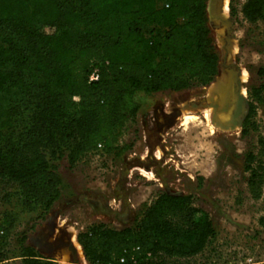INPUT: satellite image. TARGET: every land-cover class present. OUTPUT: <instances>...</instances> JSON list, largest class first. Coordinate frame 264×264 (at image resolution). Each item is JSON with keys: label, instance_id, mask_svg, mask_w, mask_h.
Here are the masks:
<instances>
[{"label": "trees", "instance_id": "obj_1", "mask_svg": "<svg viewBox=\"0 0 264 264\" xmlns=\"http://www.w3.org/2000/svg\"><path fill=\"white\" fill-rule=\"evenodd\" d=\"M207 1L0 0V179L18 187L22 207L45 214L58 200L61 180L48 159L67 152L73 165L84 154L117 148L138 112L135 95L213 82L218 54ZM240 12L264 25V0H246ZM94 71L98 79L90 82ZM248 170L254 187L260 176ZM8 226L6 218L0 242ZM214 235L191 196L160 194L134 229L91 226L76 240L87 264L121 257L125 264H178L201 254ZM17 258L55 264L28 246ZM6 260L0 251V264Z\"/></svg>", "mask_w": 264, "mask_h": 264}, {"label": "rangeland", "instance_id": "obj_2", "mask_svg": "<svg viewBox=\"0 0 264 264\" xmlns=\"http://www.w3.org/2000/svg\"><path fill=\"white\" fill-rule=\"evenodd\" d=\"M245 1L234 2L235 17L229 11L227 15L237 46L231 62L245 74L242 94L248 114L241 127L222 131L206 119V108L187 107L205 103L223 77L218 32L207 21L218 54L213 82L179 92L137 94L138 112L125 123L111 153H87L73 165L67 152L48 159L61 187L45 214L42 207H22L18 187L0 179V225L6 218L9 223L0 242L7 259L2 264H22L17 257L24 246L55 264H87L83 253L84 261L78 255L74 237L97 225L134 229L160 194L191 196L215 231L201 254L178 264H264V25L243 19ZM42 32L53 34L54 29L44 27ZM154 112L156 121L149 123ZM248 167L260 176L254 187L249 185ZM41 231L46 232L44 242L36 236ZM43 243L49 244V252L41 249Z\"/></svg>", "mask_w": 264, "mask_h": 264}, {"label": "water", "instance_id": "obj_3", "mask_svg": "<svg viewBox=\"0 0 264 264\" xmlns=\"http://www.w3.org/2000/svg\"><path fill=\"white\" fill-rule=\"evenodd\" d=\"M224 1L225 0H208L206 3L208 26L215 33H222L221 40H218L216 35L215 37L216 40L221 42L219 68L223 75L221 80L222 85H225L224 99L223 102L219 104V97L217 94L214 95L213 92L209 96H217L218 100H213V97H207L205 103L190 104V108L198 109V107H210L212 109V116L210 119L211 123H217L218 129L222 131H233L241 127L243 121L245 120L248 114V101L242 94L241 68L234 62H231L233 47L232 23L228 16H224ZM218 114L226 117L225 121L219 124L216 117ZM41 233L42 231L36 236L39 237ZM43 244L44 245L41 249L45 248V251L49 252V244ZM38 250L40 251V249ZM43 255L48 257L45 254Z\"/></svg>", "mask_w": 264, "mask_h": 264}, {"label": "bare ground", "instance_id": "obj_4", "mask_svg": "<svg viewBox=\"0 0 264 264\" xmlns=\"http://www.w3.org/2000/svg\"><path fill=\"white\" fill-rule=\"evenodd\" d=\"M223 10H224V16L225 17H227V15H228V0H225L224 1V6H223ZM216 34H217V32H216ZM216 37H217V39L218 40H221V37H222V33L221 32H219L217 35H216ZM220 42V41H219ZM221 43V42H220ZM236 51H237V46H236V43H235V41L233 42V47H232V54H234L235 55V53H236ZM241 81L242 82H244L245 81V74L244 73H242V75H241ZM224 90H225V85L223 84L222 85V82L220 83V85L217 87V88H215V90L213 91L214 92V95L215 94H217L218 95V99H217V96H210V97H213V100H218V102H219V104H221L222 102H223V99H224ZM243 93V92H242ZM209 99V98H208ZM188 108H190V105H188L187 106ZM206 108V110H205V117H206V119H208V121H209V119H211V116H212V109L210 108V107H208V106H206V107H198V109H192V108H190V109H192V110H194V111H199V110H203V109H205ZM216 117H217V122H218V124L219 123H221V122H223V121H225V119H226V117L225 116H222V115H219L218 114V116L216 115ZM213 125V127L214 128H218L217 127V123H212ZM140 171V170H139ZM145 174V173H144ZM142 176H143V174H142ZM73 238V237H72ZM73 242H74V244H75V246L77 247V250H78V255H81L80 257H81V260H83L84 261V259H83V256H82V251H81V248H80V246L78 245V243H77V241L75 240V237L73 238Z\"/></svg>", "mask_w": 264, "mask_h": 264}, {"label": "built area", "instance_id": "obj_5", "mask_svg": "<svg viewBox=\"0 0 264 264\" xmlns=\"http://www.w3.org/2000/svg\"><path fill=\"white\" fill-rule=\"evenodd\" d=\"M97 79H98L97 71H94L93 74L90 76L89 81L93 82V81H97ZM168 114L169 113H167V115ZM149 121H150L149 123H154L156 121V118L154 117L153 114H151ZM98 149L100 150L101 146H98ZM125 263H126V258L125 257L119 258L118 261L116 262V264H125ZM108 264H113V263H108Z\"/></svg>", "mask_w": 264, "mask_h": 264}, {"label": "crops", "instance_id": "obj_6", "mask_svg": "<svg viewBox=\"0 0 264 264\" xmlns=\"http://www.w3.org/2000/svg\"><path fill=\"white\" fill-rule=\"evenodd\" d=\"M46 232H42L38 239H41L43 242L45 241Z\"/></svg>", "mask_w": 264, "mask_h": 264}, {"label": "flooded vegetation", "instance_id": "obj_7", "mask_svg": "<svg viewBox=\"0 0 264 264\" xmlns=\"http://www.w3.org/2000/svg\"><path fill=\"white\" fill-rule=\"evenodd\" d=\"M153 115H154V117H155V118H157V117H156V115H157V113H156V112H154V113H153ZM166 116H167V117H165V115H163L164 119H167V118H168V116H170V114H168V115H166Z\"/></svg>", "mask_w": 264, "mask_h": 264}]
</instances>
